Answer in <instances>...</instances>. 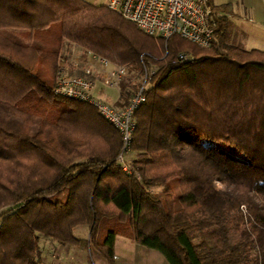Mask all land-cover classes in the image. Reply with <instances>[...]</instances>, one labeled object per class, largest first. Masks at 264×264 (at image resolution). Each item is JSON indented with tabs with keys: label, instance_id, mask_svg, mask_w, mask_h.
Instances as JSON below:
<instances>
[{
	"label": "trees",
	"instance_id": "obj_1",
	"mask_svg": "<svg viewBox=\"0 0 264 264\" xmlns=\"http://www.w3.org/2000/svg\"><path fill=\"white\" fill-rule=\"evenodd\" d=\"M211 9L203 49L83 0H0V264H40V237L104 264L116 237L167 264H264V52L234 43L229 5ZM65 42L134 73L157 59L131 136L138 181L115 163L116 130L52 95Z\"/></svg>",
	"mask_w": 264,
	"mask_h": 264
},
{
	"label": "built area",
	"instance_id": "obj_2",
	"mask_svg": "<svg viewBox=\"0 0 264 264\" xmlns=\"http://www.w3.org/2000/svg\"><path fill=\"white\" fill-rule=\"evenodd\" d=\"M105 7L132 23L146 36L159 37L164 41L176 37L203 49L210 47L213 41L214 19L220 16L212 11L209 0H108ZM70 49L76 52L77 47L72 45ZM71 50L75 63L83 59L85 68L79 70V75L69 74L65 67H73L75 63H63L66 56H59L61 65L57 67L52 95L86 104L117 131L120 149L115 163L124 174L130 175L126 157L130 152L131 136L136 125L135 112L144 103L143 87L152 76L153 70H148L143 77V83L132 92L125 105L114 106L96 98L93 90L96 83L103 88L116 90L126 74V68L111 65L107 60L90 52H86L82 58V53L77 55ZM192 59L189 53L179 52L169 63L180 65ZM93 73L100 75L99 82L92 78Z\"/></svg>",
	"mask_w": 264,
	"mask_h": 264
},
{
	"label": "rangeland",
	"instance_id": "obj_3",
	"mask_svg": "<svg viewBox=\"0 0 264 264\" xmlns=\"http://www.w3.org/2000/svg\"><path fill=\"white\" fill-rule=\"evenodd\" d=\"M83 1L86 2L87 4H90L93 6H106L108 0H83ZM219 6H222V5H217L216 7H219ZM242 32H243V34H242L243 38L241 39V41L239 43L240 47H242L244 50L254 49V50L264 52V22L263 21H259V20L256 21L253 19L251 23L243 24L242 25ZM234 43L238 44V40L234 39ZM72 45L77 47L76 52H75V50L73 51L70 49L72 47ZM70 50L75 52L77 55H80L82 53V55H83L82 58L84 57V55L86 53L85 51H87L85 49L78 47L77 44L65 42L61 48V54L59 55V56H62L64 54V56H63L64 58L66 56V59H63V63L68 62V61H69L68 63H70V62L75 63V61L72 58V57H74V55L71 56ZM88 52H90V51H88ZM90 53L96 55L95 53H92V52H90ZM185 53H189L194 58V56L191 52L185 51ZM143 56L147 59L146 60L147 65L144 67H143V65H141V67H142L141 73H136V72L134 73L132 71H128L127 67L124 66L126 68V74L122 78L120 83L118 84V87L116 90L103 88L102 86L99 85V83H96L95 89L93 90V95L96 98L103 100V101H105L109 104H112L114 106H117L120 104L125 105L126 103H122V101L119 100V98H118L119 97L118 92H119L120 84L127 79L130 84H135V85H137V87L140 86L143 83L144 75L148 72L149 69L154 68L152 64L157 60L156 58H153L151 55H149L146 52L143 53ZM141 58L142 57L140 56L139 60H141ZM110 64L112 65L113 63H110ZM56 65H57V67L61 65L59 60H57ZM113 65H116V64H113ZM83 68H85L83 65V59H80L79 62L75 63L73 67H70V66L65 67L66 72H68L69 74H75V75H79L80 74L79 70H81ZM92 78H94V80H96L98 82L101 79L100 75L97 73H93ZM133 91H134V89H133ZM132 92H131V95H132ZM131 95H130V97H131ZM135 155H136L135 152L132 151L131 147H130V152L128 153V156L126 157V163L130 169V175H126V176H132L133 178L136 179V181H138L139 180V174L136 171L135 167H133V165H132V162L135 159ZM217 187L222 188V186L219 184H217ZM83 229H84L83 226H78V227L74 228L73 229V236L76 239L82 238ZM115 239L117 240L116 243H118V241H120L119 237H116ZM40 240H41V242H40ZM45 241L48 242L49 240H47V239L44 240L43 237H40L39 242H38L39 248H41L40 245H42V243H44ZM126 242H128V241H126ZM64 247L68 248V249H72V251H76L75 250L76 248H72L70 246H64ZM137 247H139L140 249H144L142 246H139V245ZM153 253H156V255L159 257V259H161L163 264H167L160 254H158L155 251ZM96 255L97 254L93 251L83 252V255H81L82 257H81L79 262L81 264H95ZM139 258H140V256H136V257L133 256V257H131V260L129 263L138 264ZM76 260H78V259H76Z\"/></svg>",
	"mask_w": 264,
	"mask_h": 264
},
{
	"label": "crops",
	"instance_id": "obj_4",
	"mask_svg": "<svg viewBox=\"0 0 264 264\" xmlns=\"http://www.w3.org/2000/svg\"><path fill=\"white\" fill-rule=\"evenodd\" d=\"M209 4L211 7H216L217 5L230 6L231 14H227L225 19L229 24V35L232 39H237L238 43H240L243 38V24L251 23L253 19L264 22V0H209ZM86 237L87 230L84 227L82 238L80 239ZM119 240L118 243H116V239H114L113 242V264H131L129 262L133 256H140L138 264H163L156 253H153V250L144 247V249H140L137 247L138 245L136 243L123 238ZM40 247V264H81L79 262L82 257L81 255H83V252H87L70 246L76 248V251H72V249L57 245L51 241H45ZM95 264H104L103 260L98 255L95 257Z\"/></svg>",
	"mask_w": 264,
	"mask_h": 264
}]
</instances>
